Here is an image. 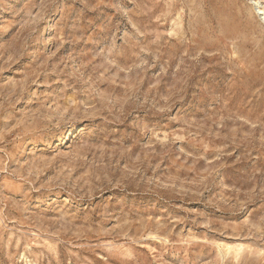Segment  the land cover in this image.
Instances as JSON below:
<instances>
[{
    "label": "rangeland",
    "instance_id": "1",
    "mask_svg": "<svg viewBox=\"0 0 264 264\" xmlns=\"http://www.w3.org/2000/svg\"><path fill=\"white\" fill-rule=\"evenodd\" d=\"M256 2L0 0V264H264Z\"/></svg>",
    "mask_w": 264,
    "mask_h": 264
},
{
    "label": "bare ground",
    "instance_id": "2",
    "mask_svg": "<svg viewBox=\"0 0 264 264\" xmlns=\"http://www.w3.org/2000/svg\"><path fill=\"white\" fill-rule=\"evenodd\" d=\"M254 5L258 15L260 16V21L264 23V5H261L259 2L254 3Z\"/></svg>",
    "mask_w": 264,
    "mask_h": 264
}]
</instances>
